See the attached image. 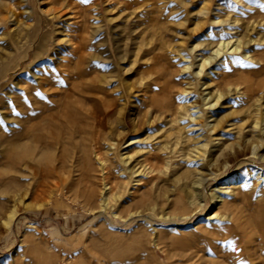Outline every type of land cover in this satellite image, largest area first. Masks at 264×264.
I'll list each match as a JSON object with an SVG mask.
<instances>
[{
  "label": "rangeland",
  "instance_id": "obj_1",
  "mask_svg": "<svg viewBox=\"0 0 264 264\" xmlns=\"http://www.w3.org/2000/svg\"><path fill=\"white\" fill-rule=\"evenodd\" d=\"M229 40L237 51L198 73ZM70 57L121 97L109 120L124 125L99 150L83 134L63 139V168L37 195L8 157L25 143L8 101L29 69ZM208 91L220 95L210 108ZM153 106L169 110L159 125L131 130ZM149 145L167 155L152 172ZM263 245L264 0H0V264H264Z\"/></svg>",
  "mask_w": 264,
  "mask_h": 264
},
{
  "label": "bare ground",
  "instance_id": "obj_2",
  "mask_svg": "<svg viewBox=\"0 0 264 264\" xmlns=\"http://www.w3.org/2000/svg\"><path fill=\"white\" fill-rule=\"evenodd\" d=\"M57 16L59 17V15ZM234 42L230 40L220 41L216 48L211 51L210 57H201L197 66L198 73L206 67V64L210 63L211 59H214L215 55L221 52L226 55L235 53L238 45ZM53 67V70L46 71L29 69L25 74V82L19 89L18 97L8 101V103L13 105L21 106L20 115L22 116V121H15L13 125L22 129L21 133H17V135L25 139V143L22 146L18 148L14 146L15 148L12 147L9 150L8 157L14 165L19 162L24 164L28 174L36 182L34 193L37 195L42 194L45 186H48L47 177L57 175L56 170L63 168V139L71 138L74 133L83 134L84 141L90 142L94 145V149L99 150L101 141L105 138V130L107 129L108 134L120 135L119 128L124 125L122 123L118 127H114L109 120L113 115L121 113V97L117 96L114 91L100 86L95 80L84 81L82 77L85 72L79 60L75 62L70 57L55 63ZM208 95L209 101L203 103L205 105L212 101L216 103L220 97L219 94L211 97L212 94L208 91L202 100ZM87 101L91 102L86 104ZM211 104H207V108H210ZM153 108L156 112H159L160 116L150 113ZM153 108H148L143 113L139 112L133 122L128 125L131 127L130 129H134L133 131L135 132L142 129H155L159 125L161 114L169 110L163 106H153ZM198 117L199 115L196 117L188 115V119L191 121H196ZM207 117H210V115ZM76 120L79 121L76 122ZM76 123L79 124L76 125ZM222 124V119L213 123L209 130L211 134L219 136L218 129ZM212 140H216V143L212 145L214 147L218 145L220 139L215 137ZM138 141L131 139L127 145L138 143ZM112 144L114 143L109 146H112ZM202 145L196 147L197 156L200 158H203L205 153L204 149L200 148H204L206 143ZM146 148L147 150H143L144 152L141 153L143 156L142 164L148 169V172H152L156 168L161 167L163 159H166L167 155L162 157L159 151L155 150L151 145ZM172 150L169 149V152ZM233 152L236 153V150L234 149ZM127 157L129 156H125L126 159H128ZM165 161V164H167V160ZM197 184L199 185L200 183ZM54 185L57 187L58 182H54ZM227 187L229 186H220V192L225 191ZM88 197H94L91 186ZM103 197V195L100 196L101 205L106 204L105 199L107 197ZM215 198L216 202L222 201L219 195ZM13 214L14 211L7 218V223L11 220ZM215 216L216 214L212 212L205 219L210 220Z\"/></svg>",
  "mask_w": 264,
  "mask_h": 264
}]
</instances>
